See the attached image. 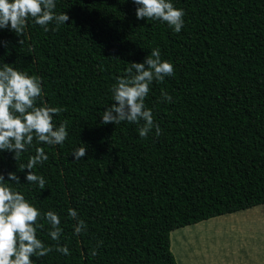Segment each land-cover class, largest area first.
Segmentation results:
<instances>
[{"label": "trees", "instance_id": "obj_1", "mask_svg": "<svg viewBox=\"0 0 264 264\" xmlns=\"http://www.w3.org/2000/svg\"><path fill=\"white\" fill-rule=\"evenodd\" d=\"M171 2L185 13L179 33L137 20L132 0H56L55 13L70 17L56 31L31 18L21 37L0 29V60L39 76L41 100L64 108L54 122L68 125L63 144L34 141L16 161L0 152V173L15 172L14 187L61 219L60 244L71 254L53 251L35 264H178L172 230L264 203V0ZM153 48L175 73L154 81L145 99L161 134L102 124L115 78ZM84 144L86 156L74 160ZM36 147L49 157L33 169L47 180L43 191L20 171ZM68 208L87 225L80 235ZM48 230L38 238L55 246Z\"/></svg>", "mask_w": 264, "mask_h": 264}, {"label": "clouds", "instance_id": "obj_2", "mask_svg": "<svg viewBox=\"0 0 264 264\" xmlns=\"http://www.w3.org/2000/svg\"><path fill=\"white\" fill-rule=\"evenodd\" d=\"M132 3L136 5L137 20H158L175 33L181 32L185 13L171 0H132ZM55 8L56 0H0V29L7 28L21 37L31 18L44 32H48L49 25L55 22L56 27L51 30L56 31L70 17L64 12L56 14ZM129 65L125 74L117 76L110 88L115 103L105 108L101 123L117 125L127 121L140 125L138 132L141 138H146L153 129L159 136L161 128L155 123L151 109L145 106V99L154 81L163 82L165 77L174 76V66L162 59L158 48H153L143 62H131ZM42 95L39 76L0 60V152L12 153L15 161L29 151L34 141L53 146L63 144L68 138L67 121H61L59 125L54 122V117L60 116L64 108L48 106L41 100ZM161 96L164 102H172V96L167 92H162ZM86 154L85 145L74 149L71 155L75 160ZM48 159L44 148L36 147L35 154L29 155L27 163L20 169H27V184H35L41 191L46 189L47 180L33 169ZM20 184L15 172H8L7 179L0 173V264H35L33 257H45L53 251L70 255L68 246L60 244L63 229L59 214L53 210L42 212L14 187ZM67 215L76 221L74 235L87 230L76 209L68 208ZM41 220L44 223H40ZM45 223L49 228L47 234L56 242L55 246L45 245L38 238L37 232L44 229ZM99 246L90 250L92 257L98 255Z\"/></svg>", "mask_w": 264, "mask_h": 264}, {"label": "rangeland", "instance_id": "obj_3", "mask_svg": "<svg viewBox=\"0 0 264 264\" xmlns=\"http://www.w3.org/2000/svg\"><path fill=\"white\" fill-rule=\"evenodd\" d=\"M233 214L237 215L235 219H238V221H235L229 214H226L184 227L183 229H188L187 231L190 237L187 243H181L180 241L176 243L178 247H175V251H173V247L171 248L174 256H176L178 261L180 260L179 262H183L184 264H212V258L216 257L218 259L219 256L225 258L224 262L226 263L228 260L231 261L233 259V252L237 249L235 247L233 251L230 250V245H234L235 243V240H232L231 234L236 236L241 233L242 240L239 243L244 246L241 247V251L245 253L241 255L250 256L254 259L255 255L247 253L248 248L246 247L253 244L252 240L248 239L251 238L249 236H261L264 234V222H259L255 219L257 215L264 219V204L249 208L248 211L242 214H237V212ZM241 218H244V220H239ZM180 231V228H178L171 232L170 242L173 241L174 244V239L178 238L175 232L179 233ZM229 239L232 240L230 244L228 243ZM224 243L225 246L223 247L222 244ZM205 246L208 247L206 251L209 252L199 250L201 247L205 249ZM260 257L264 261V256L260 255ZM254 261L251 263L248 257L247 264H257L259 262L255 259Z\"/></svg>", "mask_w": 264, "mask_h": 264}, {"label": "crops", "instance_id": "obj_4", "mask_svg": "<svg viewBox=\"0 0 264 264\" xmlns=\"http://www.w3.org/2000/svg\"><path fill=\"white\" fill-rule=\"evenodd\" d=\"M262 204H264V203H262ZM262 204H258V205H262ZM258 205H255V206H258ZM255 206H252V207H255ZM252 207H249V208H252ZM249 208H246V209H241V210H237V211H234V212H231V213H228L232 218H234V220L235 221H238V219H235L236 217L235 216H237V215H232V213H235V212H237V214H242V213H244V212H246V211H248V209ZM223 215H226V214H223ZM219 216H221V215H219ZM217 217V216H216ZM213 218V217H212ZM255 219L257 220V221H259V222H264V219H263V217H261V216H259V215H257V217H255ZM208 220V219H207ZM239 220H241V221H243L244 220V218L242 219H239ZM204 221V220H203ZM194 224H196V223H194ZM190 225H192V224H190ZM186 226H188V225H186ZM186 226H183V227H180V232L178 233V232H175V234L177 233V235H176V237H178V238H176V239H174V244H173V241H171L170 242V248H172L173 247V251H175V247H178V246H176V243H178L179 241L181 242V243H183V242H185V243H187V241H188V238L190 237L189 236V234H188V229H183L184 227H186ZM176 229H178V228H176ZM176 229H174V230H172V231H175ZM171 231V232H172ZM171 232H170V235H171ZM228 236H230V234H228ZM231 236H232V240L234 239L235 240V243H234V245H230V250H234L235 249V247L237 248L236 250H235V252H233L234 253V257H233V259L230 261V260H228L226 263L224 262V259L225 258H223V257H221V256H219V258L217 259L216 257L215 258H212L213 259V263L212 264H247L248 262V257L250 258V260H251V263H253V262H255L254 261V259L255 260H257V261H259L257 264H264V261H263V259L260 257V255H263L264 256V234H262L261 236H259V235H253V236H249V237H251V238H248V239H250V240H252V245L251 246H249V247H246V248H248V252L247 253H251V254H254L255 255V258L254 259H252L250 256H244V255H241V254H243L244 252H242L241 251V247H244L243 245H241L240 243H239V241L240 240H242V235H241V233L240 234H238V235H236V236H234V235H232L231 234ZM229 238V237H228ZM232 240H230L229 239V241H228V243L230 244V242L232 241ZM256 241V242H255ZM257 244H258V246H257ZM222 246L224 247L225 246V243L224 244H222ZM206 248H208L207 246H205V249H203L202 247L199 249V250H201V251H204V252H209V251H206ZM225 251H228V250H225ZM245 254V253H244ZM175 258H176V256H175ZM176 260H177V263L178 264H184L183 262H179L178 261V259L176 258Z\"/></svg>", "mask_w": 264, "mask_h": 264}]
</instances>
